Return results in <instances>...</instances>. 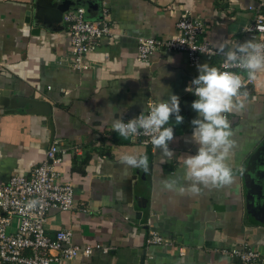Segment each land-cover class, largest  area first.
<instances>
[{
  "label": "crops",
  "instance_id": "obj_1",
  "mask_svg": "<svg viewBox=\"0 0 264 264\" xmlns=\"http://www.w3.org/2000/svg\"><path fill=\"white\" fill-rule=\"evenodd\" d=\"M257 1L0 0V92L35 98L49 108L39 113L28 111L30 104H0V182L30 174L57 142L66 150L57 167L73 183L77 206L52 209L49 233L69 229L78 245L111 247L64 264H241L222 250L245 244L264 254V72L242 88L248 93L245 111L228 114L236 141L229 162L233 183L181 196L165 182L186 185L183 158L197 149L186 142L196 97L185 91L199 74L197 64L180 51L138 57L142 38L177 35L184 13L205 23L204 37L217 49L224 44L228 50L250 39L243 27ZM104 2L112 33L85 55L88 68L79 69L64 15L84 6L88 18L99 19ZM222 59L205 56L199 64L219 68ZM169 93L179 96L184 117L183 124L173 118L166 125L175 133L171 160L112 130V120L136 117ZM75 147L81 151L73 154ZM125 154H146L148 171L123 165ZM150 230L171 243L146 244ZM0 264L13 263L0 258Z\"/></svg>",
  "mask_w": 264,
  "mask_h": 264
},
{
  "label": "built area",
  "instance_id": "obj_2",
  "mask_svg": "<svg viewBox=\"0 0 264 264\" xmlns=\"http://www.w3.org/2000/svg\"><path fill=\"white\" fill-rule=\"evenodd\" d=\"M249 11L252 13V20L243 27V32L253 41L264 43V0L250 4ZM64 19L69 23L74 66L79 69L88 68L89 65L84 62L85 55L98 47L102 37L112 33L110 10L104 2L101 17L90 19L86 16V8L77 6L66 12ZM177 27L178 34L171 38H142L138 57L147 60L156 51H180L189 56L192 64H199L205 56L220 54L223 59L219 68L222 71L241 74L244 86L256 83V80L249 81L246 73L238 72L237 70H242L238 67H223L225 57L204 37L206 25L202 20L184 13L178 20ZM154 103L151 102L150 106ZM129 138L143 145L153 146L150 137L142 133ZM80 151L78 147L72 149L73 154ZM64 153L66 150H61L55 142L48 149L46 159L34 166L30 174H13L9 180L0 182V258L3 262L64 264L80 254L89 256L95 250H111L110 246L100 243L78 245L74 243L69 229L49 233L48 214L52 209L72 210L77 206L73 183L65 181L57 167L62 162ZM169 243L171 239L154 230L146 235V244ZM222 252L237 258L241 264L264 263V254L246 244L226 248Z\"/></svg>",
  "mask_w": 264,
  "mask_h": 264
},
{
  "label": "clouds",
  "instance_id": "obj_3",
  "mask_svg": "<svg viewBox=\"0 0 264 264\" xmlns=\"http://www.w3.org/2000/svg\"><path fill=\"white\" fill-rule=\"evenodd\" d=\"M222 44L219 51L224 55L223 67L235 66L247 74L249 81H255L258 74L264 72V43L246 40L233 45ZM198 76L185 91L193 93L196 99L191 108L196 118L191 120L192 135L186 139L197 146L195 154L183 158L182 179L186 185L176 187V182H165V187L176 191L178 195L197 196L202 188H221L233 183L235 177L230 165L236 141L228 114H237L247 107V91L241 74L221 70L209 63L197 64ZM138 116L128 119H114L111 127L122 137L143 134L150 137L151 144L159 150L162 157L171 160L175 152L169 147L174 141V128L166 126L171 120L177 125L184 123L180 114V98L169 93L168 99H161L152 104ZM121 163L128 168H140L148 171L147 155H129L121 157ZM34 203V202H33ZM32 206L31 204L29 205Z\"/></svg>",
  "mask_w": 264,
  "mask_h": 264
},
{
  "label": "water",
  "instance_id": "obj_4",
  "mask_svg": "<svg viewBox=\"0 0 264 264\" xmlns=\"http://www.w3.org/2000/svg\"><path fill=\"white\" fill-rule=\"evenodd\" d=\"M0 104L13 107H25L30 104L31 107L28 108V111L39 113H48L49 109L48 104L46 105L44 101L20 96H6L3 92H0Z\"/></svg>",
  "mask_w": 264,
  "mask_h": 264
}]
</instances>
